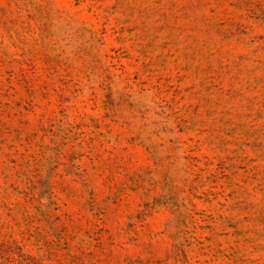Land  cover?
Returning a JSON list of instances; mask_svg holds the SVG:
<instances>
[{
    "label": "rangeland",
    "instance_id": "obj_1",
    "mask_svg": "<svg viewBox=\"0 0 264 264\" xmlns=\"http://www.w3.org/2000/svg\"><path fill=\"white\" fill-rule=\"evenodd\" d=\"M0 264H264V0H0Z\"/></svg>",
    "mask_w": 264,
    "mask_h": 264
}]
</instances>
